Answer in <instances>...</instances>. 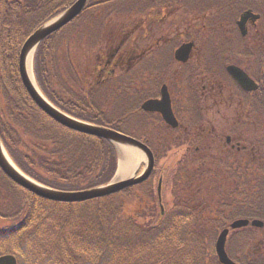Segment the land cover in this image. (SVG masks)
I'll use <instances>...</instances> for the list:
<instances>
[{
  "label": "trees",
  "instance_id": "trees-1",
  "mask_svg": "<svg viewBox=\"0 0 264 264\" xmlns=\"http://www.w3.org/2000/svg\"><path fill=\"white\" fill-rule=\"evenodd\" d=\"M75 1L0 0V95L7 107V114L4 107H0V136L14 162L26 174L60 190H77L109 182L118 160L111 142L70 130L45 114L29 96L19 73V53L24 41L37 27ZM174 2L185 0H90L77 19L84 20L87 36L98 34L96 28L108 33L113 19L134 18L144 14L146 9L150 11ZM230 2L196 0V4L209 3L208 7L219 10H227L226 3ZM60 32L46 38L38 47L35 56L38 84L62 110L96 122L100 114L92 110L99 106H90L84 94L83 99L66 97L62 90L53 87L50 73L62 74L58 63L68 58L55 42ZM74 80L80 87L78 80ZM136 92L134 98L138 100L146 94ZM260 111L264 115L263 104ZM27 136L44 145L30 147L25 141ZM187 164L180 168L185 179L194 176L191 163ZM194 164L200 167L204 161ZM175 178L178 177L174 175L173 182ZM138 189L144 199L155 200L152 205L155 213L151 216L158 221L153 225L137 222L133 214H124L126 199ZM247 205L248 210L235 208L225 214L217 212V221L213 220L211 230L206 232V235L214 234L212 242L219 230L239 217L264 219L259 202ZM0 218L18 222L11 227H0V255L13 254L18 264H204V258L194 257L192 252L194 244L200 246L205 241L201 233L193 229L191 222L197 218L192 209L187 204L182 212L171 208L162 214L151 180L102 198L57 202L17 185L0 170ZM262 229L248 226L232 230L229 245L227 243L230 256L241 264H264V235L257 251L252 255L246 253L247 245L256 242ZM160 248L162 253H159ZM203 250L206 251L204 245ZM191 260L194 261L191 263ZM212 264H220L216 254Z\"/></svg>",
  "mask_w": 264,
  "mask_h": 264
},
{
  "label": "flooded vegetation",
  "instance_id": "flooded-vegetation-1",
  "mask_svg": "<svg viewBox=\"0 0 264 264\" xmlns=\"http://www.w3.org/2000/svg\"><path fill=\"white\" fill-rule=\"evenodd\" d=\"M230 1L227 10L216 12L208 7L209 3L199 5L196 0L146 9L130 20V28L117 22L120 18L113 19L116 23L109 29L114 35L112 48L109 44L96 52L93 63L88 58L86 64H91L83 68L86 74L82 78L98 89L107 83L105 103L116 105L117 113L104 121L131 128V92L143 90L149 95L146 99H161L167 92L178 123L172 127L161 113L144 111L143 122L138 124L143 126L147 143L151 140L150 126L160 124L168 134L175 133L176 144H188L195 155L211 149L215 138L217 143L222 140L216 148L224 154L245 152L255 156V150L261 148L260 140L255 136V140L246 142L245 134L257 133L264 122L260 111L264 106V0ZM248 9L258 17L248 19L243 34L238 22ZM230 66L238 77L237 68L247 78L240 81ZM135 76V87L130 88ZM122 78L127 81L125 86L120 82ZM223 126L226 132L221 130ZM219 166L221 171L226 167L236 173L243 169L238 160ZM196 167L192 165L194 176L202 171Z\"/></svg>",
  "mask_w": 264,
  "mask_h": 264
},
{
  "label": "rangeland",
  "instance_id": "rangeland-1",
  "mask_svg": "<svg viewBox=\"0 0 264 264\" xmlns=\"http://www.w3.org/2000/svg\"><path fill=\"white\" fill-rule=\"evenodd\" d=\"M123 23L126 24L125 27L130 28L129 17L126 18ZM70 28L72 31H78L80 28L81 29L79 32L76 33L74 40H72L73 38H69V34L67 35V33L65 34V38H64L63 32L60 33L59 35L60 39L58 38V36H56L55 42L58 45L57 46L58 49L62 51V53L66 48V42H65L66 39H68L69 41L71 40L70 46L72 50L82 47V45L79 42H84V40L86 39L85 36L86 26L84 20H80V21L76 20L74 23H72ZM113 37L114 35L108 34V36L104 38H99L96 41L97 47L94 51L91 49L89 50V48L87 49L89 50L90 53V56H88L87 58H92V61H90L91 63L94 62L93 58H95L96 52H98L100 49L102 48L106 49L109 44H110L109 47L112 48L111 45L113 44H111L110 42ZM85 50L86 49L83 48V52H85ZM83 52L79 50L78 51L79 56H82ZM84 62L85 61L80 62L82 68H85L86 66H89L91 64V63L84 64ZM70 65L71 68L76 67L74 62H71ZM33 66H34V62L30 64V68L32 69V72H33ZM50 66L52 68V64H50ZM66 66L67 64L65 59L61 60V62L58 63V68H61L62 74L54 75V72H51L50 75L51 78L53 79V87H55L56 90H60L59 88H63L62 90L63 95L65 96L68 95L74 98L82 91L72 87L69 84V82H67L66 80L67 71L71 73L73 72V74L71 75H74L76 69L75 71H72L70 69L64 70ZM82 73L83 72H81V74ZM120 74L121 71H118L117 75L119 77ZM136 78L137 76H135L134 83L133 85H130V88L135 87ZM139 81L140 82H138V84L141 83V80ZM120 82L125 85L127 81L125 80V78H122L120 79ZM61 85L70 86L69 87L70 91L66 90L67 89L66 87H60ZM104 87L105 86H102L101 88L103 89ZM140 92L142 93L144 91L142 90ZM131 93L133 95L134 91H132ZM92 96L96 97L97 98L96 100H98V98L101 99V97H97L96 94H93ZM85 98L92 100L87 96H85ZM176 99L178 100L179 96H177ZM5 102L6 101L0 95V107H4V113L7 114L6 113L7 107L5 106ZM103 107L104 109H106V111H111L113 109L112 106L109 107L103 106ZM150 128H151L150 132H152L150 134L151 135L150 142L152 143L153 148H155V151L157 152L156 165H155L156 171H154L153 176L150 180L153 183V187L156 192L159 178L161 174L162 175L164 174L163 201H162L163 204L162 210H164L163 213L165 212L167 213V211H169L171 208H173L176 212H182L184 211L187 204L188 206H190V208L192 209V214L194 215V217L197 218L191 222L192 225H194L193 229L197 232H200L202 238H204L205 240L204 241L205 243L202 242L200 246L198 244H194V250L192 252L194 254V257L195 256L203 257L204 264H212L214 259V254H216L214 248L216 239L214 238L215 241L212 242V235L214 234L211 233L206 235V232L208 230L209 231L211 230L213 225V220L217 221L216 219L217 212H221L225 214V212L229 213L231 210L235 208L248 210V208L250 207H248L247 204L256 201V203L259 202V207L264 213V198L261 196L260 193L261 188L264 189V124L263 123L260 124V128L257 129V133L254 134V131L253 132L248 131L245 134L247 135V137L245 138L247 139L246 142L255 140V136H257L261 142L260 151L256 149L255 156L252 153L246 154L245 152L239 153V155L232 154L231 156L232 161L238 160L240 163L243 164V169L242 170L239 169L237 173L235 170L232 169L230 170L229 168L226 167L225 170L222 171L220 170L219 164H226L227 159L230 158L229 153L224 154L223 151L220 149V147L216 148L217 146L221 145L220 143L222 142L221 139L220 142L217 143V141H215L216 139L214 138L212 148L211 149L207 148L206 153H199L198 157H196L193 148H190V150L188 149V144H181V143L180 145L176 144L175 142L178 143V141L174 140L175 133L171 131L168 134L164 130L163 125L161 126L160 124H158L156 125V127L152 125L150 126ZM221 130L226 132L227 127L223 126V129ZM136 131L137 132H134V134H136L135 136L142 135L140 134L142 132L140 128H137ZM210 140L211 138H209L208 143ZM25 141L28 143L30 147H34V146L40 147L44 145L41 142L33 140V138H30L29 136L26 137ZM135 152H139L140 155L142 156V159L134 164V167L129 173L130 176L133 175L137 169L142 168L147 162L145 154H143L139 149L133 150V153ZM129 156H131L130 153H127L126 151L124 152L123 150L119 151L120 168L122 162H126ZM196 161H200V162L205 161L206 165L202 167L209 168L208 172L205 173L206 171H202L203 175H200L197 172L195 173L197 174V176H191L188 177V179L182 177L181 176L182 174L180 173V168L182 167V165L183 164L189 165L187 163H191V165H193L192 162H196ZM246 162L249 163L247 164V166H245ZM120 168L117 171L114 181L122 179L120 178V176H118ZM174 175H176V177L178 178H175V181L173 182L172 178H174ZM141 192L142 191L138 189L135 191L134 195H131L130 198L126 199L124 206V211H125L124 214L126 213L133 214L135 215L137 222L146 223V224L148 223L150 225H153L158 221V218H153L151 216L153 215V213H155L152 207L155 200L153 202L152 201L149 202V199L147 197H145L144 199L143 195H141ZM160 209H161V204H159V211ZM157 214L159 213L157 212L156 215ZM125 217L126 216H124V218ZM17 223H18L17 221H13L12 219L0 218V227L8 226V225H10L11 227L16 225ZM205 235L207 236L206 239H205ZM263 235H264V229L260 230V233H258V236H256L257 237L256 242H252L249 245L246 244L247 247L245 245L246 253L248 252V254L252 255L255 251H257L259 242L261 241V239H263ZM203 245L206 247V251L203 250ZM243 249L245 248L243 247ZM162 252L163 251L160 248L159 253ZM194 260H191V263Z\"/></svg>",
  "mask_w": 264,
  "mask_h": 264
},
{
  "label": "water",
  "instance_id": "water-1",
  "mask_svg": "<svg viewBox=\"0 0 264 264\" xmlns=\"http://www.w3.org/2000/svg\"><path fill=\"white\" fill-rule=\"evenodd\" d=\"M88 1L89 0H77L75 3H73L70 6V8H68L66 11H64L57 17L51 19L50 21L42 25L27 39L21 50L20 59H19V70L23 84L27 89L31 98L34 100V102L46 114H48L50 117H52L60 124L79 132L105 138L110 142L114 143L115 145H119L124 152L126 151L127 153L130 154L132 153V149H139L141 150L142 153L145 154L147 158V162H146V167L141 174H138V170H136L134 174L131 175L130 177L124 178L119 181H111L110 183L103 186H98V187H93L90 189L78 190V191L77 190L63 191L42 185L39 182L28 177L26 174H24L13 163V161L7 154L4 145L2 143V140L0 138V167L6 173V175H8L14 182L32 191L33 193L54 201H61V202L85 201L96 197H102V196L114 194L118 191L123 190L128 186L141 183L146 179H148L153 171L155 164L154 154L152 150L145 143L132 136L116 131L115 129L85 122L64 113L56 106H54L44 96L38 85L33 80V77L31 76L32 73L30 70V62L38 45L47 36L55 32L56 30L60 29L61 27L72 21L74 18H76L86 7ZM250 17L257 18L258 15L253 14L251 10L245 11L241 16L240 21L238 22L243 34H245L247 31L246 22ZM229 69L230 71L232 69V73L240 81H242L243 78H247V75L244 74L240 69L238 68L236 69L237 72L239 73V77L238 74L234 71L235 68L233 66H230ZM143 107L144 109L149 111L156 110L162 112L164 118L168 123L172 124L173 126L177 125V120L171 108V100L167 92L164 93L163 98L161 100L159 99L147 100L143 104ZM160 190H161V183L159 186V191ZM249 223L250 221L248 219H243V218L237 219L232 222L231 227L239 228L246 226ZM252 225L263 226L264 222L260 219H254L252 221ZM229 232L230 229L225 228L219 234L216 241V252L219 261L222 264H239L228 255L226 250V242ZM0 264H17V259L14 255L11 254L3 255L0 256Z\"/></svg>",
  "mask_w": 264,
  "mask_h": 264
},
{
  "label": "bare ground",
  "instance_id": "bare-ground-1",
  "mask_svg": "<svg viewBox=\"0 0 264 264\" xmlns=\"http://www.w3.org/2000/svg\"><path fill=\"white\" fill-rule=\"evenodd\" d=\"M29 68V66H28ZM32 76V74H31ZM34 80V79H33ZM134 155H131L127 158L126 162H122L121 168L119 170L118 176L120 178L127 177L129 173L131 172L132 168L134 167V164L142 159V156L140 153L135 152Z\"/></svg>",
  "mask_w": 264,
  "mask_h": 264
}]
</instances>
